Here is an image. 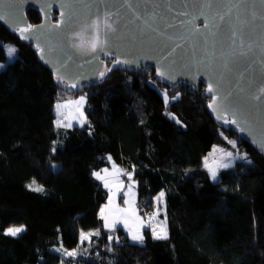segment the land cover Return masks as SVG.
Masks as SVG:
<instances>
[{"label": "trees", "instance_id": "obj_1", "mask_svg": "<svg viewBox=\"0 0 264 264\" xmlns=\"http://www.w3.org/2000/svg\"><path fill=\"white\" fill-rule=\"evenodd\" d=\"M28 16L41 21L37 10ZM6 44L17 56L0 69V264H264V155L212 115L204 84L173 88L152 67L112 66L83 89L86 121L57 126L56 101L76 92L0 21V64ZM231 138L246 158L216 182L205 157ZM112 159L133 174L144 216L165 192L167 238L146 227L139 243L104 227L109 192L94 173ZM21 224V234H5Z\"/></svg>", "mask_w": 264, "mask_h": 264}, {"label": "water", "instance_id": "obj_2", "mask_svg": "<svg viewBox=\"0 0 264 264\" xmlns=\"http://www.w3.org/2000/svg\"><path fill=\"white\" fill-rule=\"evenodd\" d=\"M210 2L211 7L202 8V0H128L129 8L124 0H0V21L20 35L31 26L24 41L75 92L100 79L107 59L114 60L113 67L132 72L152 67L156 79L173 88L184 83L198 90L204 84L210 98L211 83L218 104L227 108L221 113L209 107L212 115L236 119L239 126L218 120L264 155V0ZM31 9L40 13L41 21L31 24ZM108 10L114 13L116 32L108 34L104 51L73 47L81 42L75 34L82 29L85 42L92 38L87 26ZM104 33L101 27V39ZM173 47L175 52L168 55ZM117 59L128 63L117 64Z\"/></svg>", "mask_w": 264, "mask_h": 264}, {"label": "rangeland", "instance_id": "obj_3", "mask_svg": "<svg viewBox=\"0 0 264 264\" xmlns=\"http://www.w3.org/2000/svg\"><path fill=\"white\" fill-rule=\"evenodd\" d=\"M9 46L13 47L12 44H6V51H7V47H9ZM16 56H17L16 51L12 57H9L7 55V60L2 63L4 66L0 69H3L9 62L13 61L16 58ZM112 66H113V62H109L108 67L105 69L106 72H104L105 75H107L110 72V71H108V69H111ZM66 91H69V90H65V94L62 93L63 95H61V98L59 100H57L56 104H55V111L57 112L56 125L57 126L81 125L86 121V111H87V107H88L87 94L83 90L76 92V93H72L71 91H69L70 92L69 93ZM164 94L166 96V92H164ZM81 97L84 98L83 102L77 103L78 101H80ZM57 105H60V107L57 108ZM229 141H234L235 146H233L232 143H230L231 146L229 148L224 147V146H220V145H215L213 147V149L209 152V154L205 157V167H206V162H207V165L209 167L214 168L216 171V179L212 178L216 182L220 180V172L223 169L233 167L238 160L246 158V154L240 153L238 151L239 147H238L237 140L231 138V139H229ZM227 153H231L232 155L228 156ZM112 161H113L112 169L104 168L103 170L96 171L95 173L99 172L102 176H104V173H109V172L116 173V172L120 171L122 169L121 166L118 165L114 160H112ZM222 164H228L229 167H221L220 165H222ZM209 167H206L208 169V171H209ZM105 169H107V172L104 171ZM209 173L211 175L210 171H209ZM211 177H212V175H211ZM33 181H35V184L33 185V187H38L39 184L37 183V181L36 180H33ZM33 181L30 182L29 185H32ZM114 183H115V180L113 181V184ZM125 188L126 189L124 191V204L127 208L130 209L131 206H136V202L138 200V191H137L136 180L133 177L128 178L126 181V184H125ZM125 201H128V203H125ZM105 211H106V208H105ZM104 215H105V213H104ZM109 222L113 223L114 221H109ZM20 226H23V228L25 230V225H23V224H21V225H10L5 229V233L9 227H20ZM125 228L128 230L130 237H131V240H133L134 242L143 243L145 241V234H144L143 228H129V227H125ZM21 233H19V234H21ZM135 234L142 235L143 239L142 240H134L132 237ZM63 251L67 252V251H71V250H63Z\"/></svg>", "mask_w": 264, "mask_h": 264}, {"label": "snow or ice", "instance_id": "obj_4", "mask_svg": "<svg viewBox=\"0 0 264 264\" xmlns=\"http://www.w3.org/2000/svg\"><path fill=\"white\" fill-rule=\"evenodd\" d=\"M124 4L127 7L131 8V4L128 3V0H124ZM200 6L203 8V7H211L212 5H211L210 0H202V3H201ZM185 8H187V5H185ZM186 14H187L186 12H179L178 13V15H186ZM63 15H64V13L62 12L61 16H63ZM113 15H114V13H112L110 10H108V11H105L103 13L102 17L101 16H97L96 19L92 20L91 23L87 26L88 28H91L93 30L94 35L92 36V38L85 42L82 39V35H83V31H85L86 29H82L81 32L75 34L78 38H81V42L79 44H73V47H76V48H78V49H80L82 51L88 52V53H95V52H97V50L104 51V48H105V46L107 44V36H108V34L116 32V28L113 27V22H112ZM219 18H220V20H224V15H220ZM0 19H4V17L0 16ZM61 22L63 23V21H61ZM101 27H103V29L105 30V33H104L105 34V39H101V37H100ZM207 27H208V25L205 24V28H207ZM30 30H31V26H28V27H26L24 29H21L20 31H21L22 38L27 39V37L23 36V33L27 32V31H30ZM197 31H198V29H197ZM233 35H235V34L233 33ZM0 46H2V45H0ZM178 46L179 45H177V47ZM15 51H16V49L14 47H10V46L7 47V55L9 57H12L13 54L15 53ZM173 52H175V47H173L171 49V52H169L168 55H171ZM104 54L108 55L107 52H105ZM116 63L117 64H122V63H128V61H121V60L117 59ZM3 66H4L3 64H0V68H2ZM108 71H111V69H108ZM157 74L160 75V76H164L163 72H158ZM104 75H105L104 72L100 73L101 77H103ZM58 79H60L61 82L63 81V77H58ZM72 87H75V85H72ZM207 91L209 93H213V95L211 97V103L209 104V107L212 108L213 111H218V112H221V113L226 112L227 108L222 107L221 105L218 104V96L215 94V90H214V88H213L211 83L208 85ZM260 92L262 94H264V88H261ZM260 98H261L260 96H253L252 97V99H254V100H260ZM83 100H84V98L81 97L80 101H78L77 103H82ZM59 107H60V105H57V108H59ZM233 115H235V113H233ZM217 119H224L225 123H229L230 122L232 124H236L237 126H239L236 119H232L231 121H229L223 115H218ZM243 130L244 129H241V131H243ZM229 142L232 143L233 146H235V142L234 141H229ZM227 155L231 156L232 154L231 153H227ZM109 160H111V157H109ZM220 166L221 167H229L228 164H222ZM53 167H55V166H53ZM206 167H209L207 165V162H206ZM104 171L107 172V169H105ZM209 171L211 172L212 178L216 179V171H215V169L212 168V167H209ZM94 175L96 176L97 179H100V180L104 181V186L106 188L109 187V183H108L107 179L104 176H102L99 172L94 173ZM129 178H131L130 174H129ZM34 184H35V181H33L32 185H28V187L32 191H43L42 187H33ZM163 197H164V193L161 192L159 194V196L157 197V200L161 201L163 199ZM125 203H128V201H125ZM111 204H112V198L110 197L109 198V205H111ZM121 211H123V210H121ZM104 213H105V209L102 208L101 209V216L105 220V227L111 228L113 226L114 222L110 223L109 219H108V216H105ZM133 214H134V210H133ZM137 219H139V218H137ZM125 227H128L127 221H125ZM22 231H24L23 226H20V227H9L6 230L5 234L11 235V236H16L17 234L21 233ZM95 234L99 235L98 232L95 233ZM153 234H154L155 238H157V239L167 238L166 237V233L164 235H161V234H158V233H156L154 231ZM90 235H92V234L91 233H89V234L81 233V238H82V240L83 239H87ZM132 238L134 240H142L143 239L142 235H139V234L133 235ZM66 254L67 255H75V252H68Z\"/></svg>", "mask_w": 264, "mask_h": 264}, {"label": "crops", "instance_id": "obj_5", "mask_svg": "<svg viewBox=\"0 0 264 264\" xmlns=\"http://www.w3.org/2000/svg\"><path fill=\"white\" fill-rule=\"evenodd\" d=\"M112 167H113V161L111 162V166L106 167V168L112 169ZM121 168L122 169L116 173H111V172L104 173V177L107 179L109 183V187H107L108 192H109V197H108V202H106V204H104L102 208L103 209L106 208L105 216H108L109 221H114L113 226L111 228H107L105 227V220L103 219L104 227L112 231H115L116 229L122 227L126 230L128 235L130 236L128 230L124 227L125 221H127L129 228H143L144 230L146 227H149L152 231V234L154 233V231L161 235H164L166 233V237H167L169 233H168V225L165 220V216H166L165 192H163L164 197L161 201L157 200V197L159 195L156 197L155 209L153 212H151L147 216H144L141 213L138 207V202H136V206H131L130 209L127 208L124 204V191L126 189L125 184H126L127 179L129 178V174L131 177L133 176V174L127 171L126 169H124L123 167ZM114 180H115V183L113 184ZM100 181L104 185V181L103 180H100ZM110 197L112 198L111 205H109ZM133 210H134V214H133ZM100 214H101V210H100ZM97 232L98 230L94 232L93 231L85 232V234H89V233L93 234ZM91 236L92 235H90L87 239H83V240L81 238V242L89 240ZM68 252H75L76 254L77 249L67 251L64 253L66 254ZM67 256H71V255H67Z\"/></svg>", "mask_w": 264, "mask_h": 264}, {"label": "built area", "instance_id": "obj_6", "mask_svg": "<svg viewBox=\"0 0 264 264\" xmlns=\"http://www.w3.org/2000/svg\"><path fill=\"white\" fill-rule=\"evenodd\" d=\"M67 264H75V262L71 261V262H68Z\"/></svg>", "mask_w": 264, "mask_h": 264}]
</instances>
